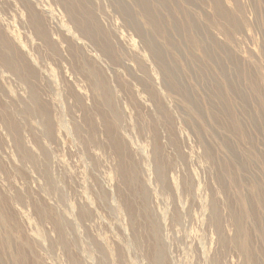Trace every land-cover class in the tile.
<instances>
[{
	"label": "rangeland",
	"instance_id": "1",
	"mask_svg": "<svg viewBox=\"0 0 264 264\" xmlns=\"http://www.w3.org/2000/svg\"><path fill=\"white\" fill-rule=\"evenodd\" d=\"M88 1L90 10L96 14L97 22L104 29L102 42L111 47L110 52L99 46L92 36L81 34L62 0H0V51L7 49V53L11 52L15 59L21 60L20 64L15 63L20 67L16 70L8 66L0 55V194L3 196L0 195V257L5 258V261L3 257L0 258V264H153L152 254L156 245L150 241L146 225L142 222V185L148 191L151 213L154 211L155 218L159 219L163 227L161 238L165 239L161 247L168 260L165 264H264V195L260 196L263 200L257 196L255 199L247 196L254 191L247 184L252 172L248 169L249 165L254 168L253 178L264 192V133L256 129L253 116L246 112L248 105L244 103L243 96L237 93L238 88L243 89L249 105L255 98L264 104V45H261L264 44V0H219L223 7L218 8L213 0H190V4L184 0H170L172 4L178 2L191 12L192 17L189 18L192 22L185 26L184 11L176 15L178 22L175 23L184 27V37L180 32L174 34L173 31H165L167 19L163 16L172 9L155 5L149 12H153L152 16L156 17L155 13L160 9L163 20L158 23L157 33H149L153 36L146 33L144 38H140L138 32L130 31L131 27L122 20L121 3L115 2L120 0ZM129 2L133 6H128L133 12L132 16L139 18L142 27L149 28L141 12L142 5L131 0ZM109 4L113 5L110 7ZM228 19L238 23L231 34H226L219 27L221 22ZM191 24L196 28H191ZM46 26L53 34L55 46L46 43L38 33L39 27ZM145 38L151 41L157 39L155 43L159 44L163 62L177 68L176 74H180L181 88L176 84L179 81L177 77L164 73L163 63L156 60L144 45ZM163 43L165 46L161 45ZM176 46L181 49L174 50ZM207 49L211 51L210 57L206 56V51V54L202 52ZM253 51H256L255 54ZM22 58L27 60L28 66L26 61L22 62ZM205 73L210 75L207 77ZM166 74L170 77H166ZM132 77H135L134 80ZM227 78L235 81L234 89L242 102L235 94H231L226 85ZM143 81L148 86L145 82L141 85ZM253 82L252 91L249 84ZM216 84H219L218 88L221 87L219 89L229 102L226 110L228 116L222 119V112L212 105V92L217 88ZM108 88L109 97L103 102L102 95ZM195 104L199 105L201 111L195 110ZM208 111H211L210 114ZM228 117L251 125V145L235 133L232 136L233 131L224 122ZM258 119L264 120V114L258 115ZM48 122L53 126L52 131L47 130ZM221 132L224 133L223 137L231 138L232 145L239 151V154L231 152L232 156L241 155L237 164L227 161L229 151L225 148V140L222 142L219 137ZM204 143L209 145V150L212 149L208 160L205 158V147L202 146ZM247 146L254 153L255 163L245 154ZM155 164L165 169V177L154 174ZM224 170L236 178L227 195L219 192L221 185L226 188L230 185L229 176ZM132 172L133 182L130 180ZM191 182H194L193 187ZM210 191L213 192L212 200ZM227 199L231 200L228 202ZM130 202L135 207L134 213L127 209ZM211 203L218 206L217 214L221 216L222 229H230L226 233L228 236H237V243L233 242L234 237L230 243H226L217 236L213 222L217 214L211 216ZM225 205H228L231 213ZM132 219L135 222L131 223ZM236 221L240 222L239 233L233 231ZM99 223L103 225L100 227ZM245 244L255 252L256 258L250 263L237 253L239 247L242 246L244 250L247 248Z\"/></svg>",
	"mask_w": 264,
	"mask_h": 264
},
{
	"label": "bare ground",
	"instance_id": "2",
	"mask_svg": "<svg viewBox=\"0 0 264 264\" xmlns=\"http://www.w3.org/2000/svg\"><path fill=\"white\" fill-rule=\"evenodd\" d=\"M63 2H62V4H64V6H66L67 8V10L69 11V13H70V16H71V18H72V20H73V22L75 23V25L77 26V28L80 30V32H81V34L82 35H87V36H92V38L94 39V40H97L98 41V44H99V46H101L104 50H106L107 52H110V51H112L111 50V47H109V46H107L106 44H104L102 41H103V37H104V35H105V33H104V29L102 28V26H101V24H100V22L98 23L97 22V20H98V17L96 16V14L94 13V12H92V10H90V8H89V1L88 0H62ZM108 1V0H107ZM131 1H133L134 3H138V4H140V5H142L141 7H142V13H144V15H143V18L145 19V21L148 23V25H149V28H144V27H142L141 26V24L139 23V21H138V17H136V18H134V16H132V14H133V12H132V10L130 9V8H128V6H132V3L131 2H129V0H120V1H115V2H117L116 4H118L119 2L121 3V6H120V10H121V13H122V15L124 16V19H122V20H124V22L128 25V26H130L131 28H130V31L131 30H134L135 32H138L137 34L138 35H141L140 36V38L142 37V38H144L145 36H146V33L147 34H149V33H152V31H156L157 30V27H158V23H161V21L163 20L162 18H161V16H162V14H161V12H159L160 11V9H159V11H158V9H157V12L155 13V15H156V17L155 16H152V13H150L149 11H150V9L152 8V7H154L155 5L156 6H163L164 8H169V9H172L171 11H169L168 13H167V15L166 16H163V17H165L164 19H167V25H165V31H173L174 32V34H175V32H180L181 33V36H183L184 34H185V30H184V27L182 26V25H178V24H176L178 21H177V14L179 13V12H182L183 13V11H184V19H185V23L183 24L184 26L185 25H189V23H191L192 22V20L189 18L191 15H190V11L187 9V7H181L179 4H178V2L175 4H172L171 3V1L170 0H131ZM154 1H156L155 3H153ZM184 1H187L189 4H190V0H184ZM183 1V2H184ZM195 1V0H194ZM211 1V0H210ZM215 3H216V8H218V7H223V6H220V2H219V0H213ZM254 1V0H253ZM93 2V1H92ZM192 2V1H191ZM213 2V3H214ZM29 3V2H28ZM100 3V2H99ZM107 3V2H106ZM105 3V4H106ZM110 3H112V2H110ZM194 3V2H193ZM192 3V4H193ZM137 4V5H138ZM187 4V3H186ZM229 4V3H228ZM31 5H32V3H31ZM113 4H111V6H112ZM188 5V4H187ZM93 6V5H92ZM106 6V5H105ZM109 6H110V4H109ZM110 6V7H111ZM191 6V5H190ZM32 7V6H31ZM109 7V8H110ZM133 7V6H132ZM140 7V6H139ZM109 8H108V10H109ZM157 8V7H156ZM164 8H162V9H164ZM95 9V8H94ZM112 9V8H111ZM116 9V8H115ZM114 9V10H115ZM196 9V8H195ZM198 9V8H197ZM222 9V8H221ZM200 10V9H199ZM219 10V9H218ZM111 11V10H110ZM168 11V10H167ZM166 11V12H167ZM116 12V11H115ZM113 13V12H112ZM222 13V12H221ZM229 13V12H228ZM227 13V14H228ZM117 14V13H116ZM17 15V14H16ZM39 14H37L36 16H38ZM135 15V14H134ZM138 15H139V13H138ZM154 15V14H153ZM161 15V16H160ZM207 16H208V14H207ZM206 16V17H207ZM223 16H225V15H223ZM139 17H140V15H139ZM192 17V16H191ZM257 17V16H256ZM262 17H264L263 15H262ZM115 18V17H114ZM121 18V17H120ZM119 18V19H120ZM138 18V19H137ZM195 18V17H194ZM198 18V17H197ZM200 18V17H199ZM220 18V17H219ZM229 18H231V17H229ZM162 19V20H161ZM193 19V18H192ZM209 19V18H208ZM207 19V20H208ZM1 20V19H0ZM121 20V19H120ZM121 20V21H122ZM200 20V19H199ZM210 20V19H209ZM215 20V19H214ZM237 20V19H236ZM264 20V19H263ZM117 22V21H116ZM176 22V23H175ZM211 22V21H210ZM124 23V24H125ZM165 23V22H164ZM201 23V22H200ZM122 24H123V22H122ZM123 24V25H124ZM237 24L238 23H236L234 20H232V19H228V20H225V22H221L220 24H219V27H220V30L221 31H223V32H225L226 34H231V32L232 31H234L235 29H236V26H237ZM254 24V23H253ZM264 24V23H263ZM196 25H198L197 23H196ZM206 25V24H205ZM257 25V24H256ZM255 25V26H256ZM179 26V27H178ZM208 26V25H207ZM5 27V26H4ZM116 27V26H115ZM190 27L191 28H193V29H195L196 27H195V25L194 24H191L190 25ZM199 27V26H198ZM202 28V27H201ZM244 28V27H243ZM249 28V27H248ZM262 28V27H261ZM6 29V28H5ZM143 29V30H142ZM199 30V29H198ZM201 30V29H200ZM205 30V29H204ZM168 31V32H169ZM188 31V30H187ZM194 32V31H193ZM202 32V31H201ZM215 32V31H214ZM236 32V31H235ZM237 32H239V29H237ZM236 32V33H237ZM39 35L42 37V39L43 40H45V42L46 43H48V44H50V45H52V46H55L56 44H55V42H52V35H51V33H50V29H49V27L48 26H46V28L45 27H39ZM124 33V32H123ZM156 33H157V31H156ZM172 33V32H171ZM132 34V33H131ZM178 34V33H177ZM176 34V35H177ZM133 35V34H132ZM149 35H152V34H149ZM200 35V34H199ZM209 35V34H208ZM257 35V34H256ZM127 36V35H126ZM153 36V35H152ZM263 36V35H262ZM125 37V36H124ZM133 37V36H132ZM168 37V36H167ZM184 37V36H183ZM202 37H203V35H202ZM216 37V36H215ZM258 37V36H257ZM149 38V37H148ZM154 38V37H153ZM157 38V37H156ZM198 38H200V37H198ZM197 38V39H198ZM262 38V37H261ZM133 39V38H132ZM184 39V38H183ZM145 41H143L144 42V45L149 49V51L151 52V54L153 55V57L154 58H156V60L158 59V60H160L161 61V64L163 63V67H164V70L163 71H165L164 73H167V74H170L171 76H173L174 78L175 77H177L176 78V80H179V81H177L176 82V84H177V86H178V88H181L182 86H181V79H180V74H176L177 73V71L178 70H176L174 67H169L168 66V64L167 63H165V62H163V56H162V53L160 52V47L158 46L159 44H157V43H155V41L157 40V39H155V41H151L150 39H144ZM171 40V39H170ZM257 40H260V39H257ZM132 41H134V40H132ZM138 41V40H137ZM136 41V42H137ZM167 41V40H166ZM169 41V40H168ZM185 41V40H184ZM207 41H209V40H207ZM21 42V41H20ZM172 42V41H171ZM170 42V43H171ZM235 42V41H234ZM260 42H262V41H260ZM0 43H1V41H0ZM130 43H131V41H130ZM140 43V42H139ZM185 43V42H184ZM264 43V42H263ZM134 44V43H133ZM141 44V43H140ZM167 44H169V43H167ZM174 44V43H173ZM261 44V43H260ZM16 45V44H15ZM135 45V44H134ZM162 46L164 45V43L163 44H161ZM160 45V46H161ZM186 45V44H185ZM185 45H184V47H185ZM254 45V44H253ZM261 45H264V44H261ZM98 46V45H97ZM126 46V45H125ZM137 46V45H136ZM140 46H143V45H140ZM165 46V45H164ZM173 46V45H172ZM205 46L206 45H204L203 47H204V49H205ZM16 47V46H15ZM119 47V46H118ZM138 47V46H137ZM181 47V46H180ZM230 47V46H229ZM228 47V48H229ZM143 48V47H142ZM177 48V46L176 47H174L173 49L175 50ZM194 48V47H193ZM78 49V48H77ZM124 49V48H123ZM139 49V48H138ZM162 49V48H161ZM167 49V48H166ZM180 50L181 48H179V46H178V48H177V50ZM187 49V48H186ZM195 49V48H194ZM264 49V48H263ZM50 50V49H49ZM147 50V49H146ZM164 50H165V48H164ZM217 50V49H216ZM219 50V49H218ZM156 51H159V52H156ZM188 51V50H187ZM189 51H190V49H189ZM191 51H193L192 50V48H191ZM205 51L207 52V54L205 53ZM8 51H7V49H2V51H0V55H1V57H2V59L7 63V65L8 66H13V68L14 69H16V70H18L20 67H19V65H15V63H17V64H20L19 62H21V60L19 59V58H17V59H15L12 55H11V52L10 53H7ZM51 52V51H50ZM57 52V51H56ZM166 52V51H165ZM194 52V51H193ZM203 53H205L206 54V56H209L210 57V55H211V51L209 50V49H207V50H203L202 51ZM212 52H213V49H212ZM221 52V51H220ZM231 53H232V51H230ZM254 52V51H253ZM256 52V51H255ZM255 52H254V54H255ZM126 53V52H125ZM146 53V52H145ZM28 54V53H27ZM51 54H52V52H51ZM148 54V53H147ZM183 54V53H182ZM222 54H223V52H222ZM253 54V53H252ZM254 54H253V56H254ZM263 54V53H262ZM145 55V54H144ZM131 56V55H130ZM129 56V57H130ZM146 56V55H145ZM148 56V55H147ZM146 56V57H147ZM150 57V56H149ZM170 57V56H169ZM234 57V56H233ZM255 57V56H254ZM53 58V57H52ZM94 58V57H93ZM148 58V57H147ZM190 58V57H189ZM192 58V57H191ZM208 58V57H207ZM23 60H24V58H22ZM85 59V58H84ZM73 60V59H72ZM149 60V59H148ZM193 60V59H192ZM3 61V62H4ZM26 61V62H25ZM124 61V60H123ZM159 61V62H160ZM174 61V60H173ZM178 61V60H177ZM202 61V60H201ZM22 62H25L26 63V65L28 66V63H27V60L25 59L24 61H22ZM55 62V61H54ZM99 62V61H98ZM125 62V61H124ZM150 62V61H149ZM152 62H154V60L152 61ZM169 62V61H168ZM176 62V61H175ZM196 62V61H195ZM65 63V62H64ZM76 63V62H75ZM129 63V62H128ZM185 63V62H184ZM197 63V62H196ZM207 63V62H206ZM229 63V62H228ZM237 63V62H236ZM5 64V63H4ZM58 64V63H57ZM100 64V63H99ZM74 65V64H73ZM131 65H133V64H131ZM152 65V64H151ZM179 65V64H178ZM186 65H188V64H186ZM216 65V64H215ZM227 63H226V65H225V67H226V69H227ZM21 66V65H20ZM52 66V65H51ZM77 66V65H76ZM127 66V65H126ZM137 66V65H136ZM156 66H158V65H156ZM161 66V65H160ZM83 67V66H82ZM91 67V66H90ZM175 67H177V66H175ZM86 68V67H85ZM126 68V67H125ZM151 68V67H150ZM154 68V67H153ZM196 68V67H195ZM240 68V67H239ZM251 68V67H250ZM131 69V66H130V68L128 69V70H130ZM132 69H134V68H132ZM156 69H157V67H156ZM181 69V68H180ZM197 69V68H196ZM233 69V68H232ZM246 69V68H245ZM78 70V69H77ZM159 70V69H158ZM161 70V69H160ZM182 70V69H181ZM189 70V69H188ZM195 70V69H194ZM231 70V69H230ZM252 70V69H251ZM28 71H30V70H28ZM81 71V70H80ZM132 71H134V70H132ZM154 71V70H153ZM162 71V70H161ZM212 71H213V69H212ZM239 71V70H238ZM135 72V71H134ZM79 73V72H78ZM129 73H131L130 71H129ZM159 73H161V72H159ZM201 73V72H200ZM227 73V72H226ZM241 73V71L239 72V74ZM246 73H248V72H246ZM253 73V72H252ZM32 74H34V73H32ZM134 74V73H133ZM132 74V75H133ZM136 74H137V72H136ZM152 74H154L153 72H152ZM163 74V73H162ZM165 75L166 77L168 76V77H170L169 75ZM225 74V73H224ZM223 73H222V75H224ZM230 74V73H229ZM27 75V74H26ZM25 75V76H26ZM184 75V74H183ZM200 75V74H199ZM205 75L208 77L209 75H207V73H205ZM216 75V74H215ZM252 75V74H251ZM134 76V75H133ZM137 75H135V77H136ZM154 76V75H153ZM164 76V75H163ZM204 76V75H203ZM202 76V77H203ZM217 76V75H216ZM225 76V75H224ZM239 76V75H238ZM247 76V75H246ZM253 76V75H252ZM7 77V76H6ZM135 77H132L133 78V80H134V78ZM188 77V76H187ZM195 77V76H194ZM197 77V76H196ZM201 77V76H200ZM229 77V76H228ZM20 78V77H19ZM137 78V77H136ZM141 78V77H140ZM139 78V79H140ZM225 78V77H224ZM239 78V77H238ZM248 78V77H247ZM3 79V78H2ZM142 79V78H141ZM165 79V78H164ZM198 79V78H197ZM208 79V78H207ZM209 79L211 80V81H213L212 80V78H210L209 77ZM208 79V80H209ZM240 79V78H239ZM108 80V79H107ZM158 80V79H157ZM161 80H162V78H161ZM225 80V79H224ZM236 80V79H235ZM249 80V79H248ZM256 80V79H255ZM9 81V80H8ZM142 81V80H141ZM250 81V80H249ZM254 81V80H253ZM258 81V80H257ZM256 81V82H257ZM3 82H4V80H3ZM49 82V81H48ZM145 82V84H146V81H143L142 82V84L141 85H143V83ZM157 82V81H156ZM175 82V81H174ZM207 82V81H206ZM238 82V81H237ZM240 82V81H239ZM95 83V82H94ZM140 83V82H139ZM161 83H164V82H162L161 81ZM167 83H169V82H167ZM210 83V82H209ZM258 83V82H257ZM13 84V83H12ZM111 84V83H110ZM144 84V85H145ZM165 84V83H164ZM172 84V83H171ZM196 84V83H195ZM213 84V83H212ZM248 84V83H247ZM253 84H254V82L252 83V84H249V86H250V89L253 91ZM11 85V84H10ZM62 85V84H61ZM119 85V84H118ZM147 85V84H146ZM146 85H145V87H146ZM214 85V84H213ZM217 85V84H216ZM215 85V86H216ZM219 85V84H218ZM218 85H217V88H215V91H214V93L212 92V95H213V107L214 108H216L217 109V111L218 112H222V115H221V119H222V117L223 116H228L227 114H226V110H228V107H229V102L227 101V98L222 94V90H220L221 89V87H219L218 88ZM226 85L228 86V88L230 89V91H231V94L233 93V94H235L237 97H239L240 98V96L238 95V94H240V95H242L243 96V101H244V103L245 104H247L248 105V107L247 108H245L246 109V112H248L249 113V115L251 114L252 116H253V121H254V123H255V126H256V129L257 130H259V131H261V132H263L264 133V120L263 119H258V115H263L264 114V104L259 100V102H257V100H256V98H255V101L252 103H250V105H249V103H248V99L246 98V97H244V90L243 89H237L238 90V94L236 93V91L237 90H235L234 89V86H235V81H232L230 78H227L226 79ZM17 86V85H16ZM96 86V85H95ZM102 87H104V88H107V87H105L104 85H101ZM148 86V85H147ZM160 86V85H159ZM158 86V87H159ZM171 86V85H170ZM174 86V85H173ZM204 86V85H203ZM202 86V87H203ZM247 86V85H246ZM260 86V85H259ZM258 86V87H259ZM262 86V85H261ZM7 87V86H6ZM9 87V86H8ZM192 87V86H191ZM206 87H208V86H206ZM210 88H211V86H209ZM242 87V86H241ZM35 88V87H34ZM65 88V87H64ZM148 87H146V89H147ZM170 88V87H169ZM173 88V87H172ZM189 88H190V86H189ZM193 88V87H192ZM205 88V87H204ZM203 88V89H204ZM223 88V87H222ZM243 88V87H242ZM248 88V87H247ZM9 89V88H8ZM154 89V88H153ZM202 89V88H201ZM200 89V90H201ZM228 89V90H229ZM257 89V88H256ZM49 90V89H48ZM112 90V89H111ZM147 90H149V89H147ZM171 90V89H170ZM183 90V89H182ZM186 90V89H185ZM208 90V89H207ZM249 90V89H248ZM36 91V90H35ZM66 91V90H65ZM12 92H14V91H12ZM146 92V91H145ZM250 92V91H249ZM21 93V92H20ZM147 93H148V91H147ZM192 93V92H191ZM210 93V92H209ZM225 93V92H224ZM251 93V92H250ZM253 93V92H252ZM255 93V92H254ZM109 88L106 90V93L104 92L103 93V97H102V99H103V102H106V99H107V97H109ZM155 94V93H154ZM181 94H183V93H181ZM187 95H189L188 93H186ZM197 94V93H196ZM16 95V94H15ZM113 95V94H112ZM165 95V94H164ZM256 95V94H255ZM29 96V95H28ZM31 96H32V94H31ZM152 97L154 96V95H151ZM196 96V95H195ZM206 97H207V95H205ZM204 96V97H205ZM232 96V95H231ZM246 96L248 97V98H250V95L248 94V93H246ZM38 97V96H37ZM155 97V96H154ZM191 97V96H190ZM236 97V98H237ZM22 99V98H21ZM52 99V98H51ZM117 99V98H116ZM200 99V98H199ZM186 100V99H185ZM212 100H209V101H212ZM239 100H241V102H242V99L240 98ZM68 101V100H67ZM164 101V100H163ZM196 101H197V99H196ZM201 101V100H200ZM25 102V101H24ZM49 102V101H48ZM185 102H187V101H185ZM207 102V101H206ZM53 103H55V102H53ZM163 103V102H162ZM169 103V102H168ZM207 103H209V102H207ZM206 103V104H207ZM238 103H240V102H238ZM30 104V103H29ZM56 104V103H55ZM192 104V103H191ZM194 104V103H193ZM192 104V105H193ZM192 105H190V106H192ZM208 105V104H207ZM235 105V104H234ZM238 105V104H237ZM246 105V106H247ZM27 106V105H26ZM43 106V105H42ZM85 106V105H84ZM195 106H196V108H195V110H198V111H201L199 108H198V106L195 104ZM201 106H203V105H201ZM245 106V107H246ZM39 107V106H38ZM92 107V106H91ZM204 107V106H203ZM208 107V106H207ZM73 108V107H72ZM81 108V107H80ZM95 108V107H94ZM117 108V107H116ZM172 108V107H171ZM213 108V109H214ZM41 109V108H40ZM181 109V108H180ZM209 109V108H208ZM215 109V110H216ZM28 110V109H27ZM42 110L43 111H47V110H45L44 108H42ZM71 110V109H70ZM101 110V109H100ZM161 110V109H160ZM210 110V109H209ZM49 111V110H48ZM175 111V110H174ZM50 112V111H49ZM209 112V111H208ZM211 112V111H210ZM210 112H209V114H210ZM227 112H229V111H227ZM245 112V111H244ZM243 112V113H244ZM35 113V112H34ZM103 113V112H102ZM105 113V112H104ZM181 113H182V111H181ZM198 113V112H197ZM206 113V112H205ZM240 113V112H239ZM29 114V113H28ZM74 114V113H73ZM89 114V113H88ZM176 114V113H175ZM199 114V113H198ZM217 113H215V115H216ZM245 114V113H244ZM55 115V114H54ZM188 115H191V114H188ZM199 115H201V113L199 114ZM219 115V114H218ZM154 116V115H153ZM183 116V115H182ZM186 116V115H185ZM202 116V115H201ZM239 116V115H238ZM110 117V116H109ZM176 117V116H175ZM190 117V116H189ZM193 117V116H192ZM215 117V116H214ZM262 117V116H261ZM8 118V117H7ZM97 118V117H96ZM201 118V117H200ZM205 118V117H204ZM242 118V117H241ZM56 119V118H55ZM54 119V120H55ZM179 119V118H178ZM194 119V118H193ZM202 119V118H201ZM208 119V118H207ZM244 119H246V118H244ZM140 120V119H139ZM166 120V119H165ZM203 120V119H202ZM213 120V119H212ZM224 120V119H223ZM252 120V119H251ZM167 121V120H166ZM217 121V120H216ZM250 121V120H249ZM35 122V121H34ZM59 122V121H58ZM152 122V121H151ZM168 122V121H167ZM206 122V121H205ZM209 122V121H208ZM207 122V123H208ZM214 122V121H213ZM220 122V121H219ZM225 123H227V127L229 126V129L231 130V132H232V136L233 135H237V137H239V138H241L242 140H244V141H246L248 144H250L251 145V143H252V140H251V136L252 135H250V132L249 131H251V125L250 124H246L245 122V126L243 125L244 123H240V121L239 120H236V119H234V118H232V117H228V118H226V121H224ZM246 122H247V120H246ZM169 123V122H168ZM184 123H185V121H184ZM196 123V122H195ZM215 123V122H214ZM18 124V123H17ZM36 124V123H35ZM210 124V123H209ZM112 125H113V123H112ZM151 125V124H150ZM190 125V124H189ZM188 125V126H189ZM195 125V124H194ZM211 125V124H210ZM20 126V125H19ZM187 126V125H186ZM216 126L217 127H219L220 125L218 124H216ZM37 127V126H36ZM171 127H173V126H171ZM176 127V126H175ZM178 127V126H177ZM198 127V126H197ZM200 127V126H199ZM212 127V126H211ZM16 128V127H15ZM190 128H192L191 126H190ZM195 128H196V125H195ZM220 128V127H219ZM221 128H222V122H221ZM220 128V129H221ZM226 128V127H225ZM37 129H39V128H37ZM159 129V128H158ZM214 129V128H213ZM227 129V128H226ZM17 130V129H16ZM47 130L49 131H52L53 130V126H52V124H51V122H48V126H47ZM86 130V129H85ZM90 130V129H89ZM94 130V129H93ZM198 130V129H197ZM196 130V131H197ZM208 130V129H207ZM209 130H211V129H209ZM40 131V130H39ZM47 131V132H48ZM122 131V130H121ZM184 131V130H183ZM191 130H189V132H190ZM227 131H229V130H227ZM147 132V131H146ZM179 132V131H178ZM193 132V131H192ZM201 131H199V133H200ZM218 132V131H217ZM18 133V132H17ZM48 133H51V132H48ZM59 133V132H58ZM229 133V132H228ZM235 133V134H234ZM141 134V133H140ZM156 134V133H155ZM183 134H184V136L186 135L185 134V131L183 132ZM191 134V133H190ZM189 134V135H190ZM202 134V133H201ZM200 134V135H201ZM214 134H215V132H214ZM224 133H220L219 134V137H220V139H221V141L223 142L224 140H225V143H226V145L227 146H225V148L229 151V158L227 159V161H229V163L230 164H237L238 162H239V159H241L242 157H241V155H239V156H232L231 155V152H236V153H238L239 154V151L237 150V149H235V147L232 145V143H231V138H228V137H223L224 135H223ZM226 134V133H225ZM259 134V133H258ZM60 135V134H59ZM105 135V134H104ZM112 135V134H111ZM114 135V134H113ZM180 135V134H179ZM194 135V134H193ZM203 135V134H202ZM205 135V134H204ZM261 135H263V134H261ZM61 136V135H60ZM117 136V135H116ZM147 136V135H146ZM215 136V135H214ZM62 137V136H61ZM96 137V136H95ZM112 137V136H111ZM189 137V136H188ZM191 137H195L196 138V136H191ZM217 137V136H216ZM231 137V136H230ZM254 137H256L255 135H254ZM263 137V136H262ZM102 138V137H101ZM218 138V137H217ZM253 138V137H252ZM264 138V137H263ZM263 138H261V139H263ZM112 139V138H111ZM125 139V138H124ZM146 139V138H145ZM182 139H184V138H182ZM187 139H189V138H187ZM236 139H238V138H236ZM50 140V139H49ZM48 140V141H49ZM62 140V139H61ZM98 140V139H97ZM119 140V139H118ZM123 140V139H122ZM152 140V139H151ZM180 140V139H179ZM197 140V139H196ZM254 140V139H253ZM150 141V140H149ZM188 141V140H187ZM217 141H219V140H217ZM233 141H234V139H233ZM151 142V141H150ZM186 142V141H185ZM205 142V141H204ZM207 142V141H206ZM221 142V143H222ZM254 142H255V140H254ZM64 143V142H63ZM240 143V142H239ZM242 143V142H241ZM259 143V142H258ZM263 143V142H262ZM73 144V143H72ZM47 145V144H46ZM65 145V144H64ZM176 145V144H175ZM181 145H182V143H181ZM198 145V144H197ZM236 145V144H235ZM45 146V145H44ZM187 146H188V144H187ZM195 146V145H194ZM203 147H205V152H206V154H205V158L208 160L209 159V157H210V155H211V150H209V145L207 146L206 145V143H204L203 145H202ZM222 146H223V144H222ZM48 147V146H47ZM62 147V146H61ZM156 147V146H155ZM182 147V146H181ZM197 147V146H196ZM211 147V146H210ZM224 147V146H223ZM91 149V148H90ZM93 149V148H92ZM122 149V148H121ZM178 149V148H177ZM190 149V148H189ZM262 149H263V146H262ZM63 150V149H62ZM203 150V149H202ZM226 150V151H227ZM245 150V149H244ZM61 151V150H60ZM65 151V150H64ZM152 151V150H151ZM189 151H191V150H189ZM246 152L247 153H245V154H247V155H249L250 157H251V159H252V161H254V163H255V158H254V156L252 155V154H254L253 153V151H252V149H251V147L249 146H247L246 147ZM263 152V151H262ZM39 153V152H38ZM94 153H95V151H94ZM99 153H100V151H99ZM241 153H243V152H241ZM95 154H97V152L95 153ZM127 155V154H126ZM202 155V154H201ZM30 156V155H29ZM46 156V155H45ZM65 156V155H64ZM225 156V155H224ZM57 157H60V156H57ZM128 157V156H127ZM191 157V156H190ZM228 157V156H227ZM226 157V158H227ZM247 157V156H246ZM115 158V157H114ZM133 158V157H132ZM183 158V157H182ZM214 158V157H213ZM212 158V159H213ZM216 158V157H215ZM220 158V157H219ZM30 159V158H29ZM39 159V158H38ZM63 159V158H62ZM65 159V158H64ZM116 159V158H115ZM144 159V158H143ZM146 159V158H145ZM144 159V160H145ZM184 159H185V157H184ZM184 159H183V161H184ZM192 159V158H191ZM247 159V158H246ZM250 159V160H251ZM264 159V158H263ZM27 160V159H26ZM66 160V159H65ZM64 160V161H65ZM143 160V161H144ZM156 160V159H155ZM214 160V159H213ZM113 161V160H112ZM115 161H117V160H115ZM150 160H148V162H149ZM201 161H203V159L201 160ZM217 161V160H216ZM222 162H223V160H221ZM248 161V160H247ZM10 162H11V160H10ZM41 162V161H40ZM66 162V161H65ZM68 162V161H67ZM82 162V161H81ZM130 162V161H129ZM162 162V161H161ZM91 163V162H90ZM144 163V162H143ZM150 164H151V162H149ZM159 163H160V161H159ZM165 163V162H164ZM185 163H187L186 161H185ZM224 163V162H223ZM229 163H226V164H229ZM250 164V163H249ZM248 164V165H249ZM62 165V164H61ZM68 165V164H67ZM219 165V164H218ZM217 165V166H218ZM253 165V164H252ZM30 166V165H29ZM64 166V165H63ZM69 166V165H68ZM143 166V165H142ZM256 166V165H255ZM264 166V165H263ZM111 167V166H110ZM122 167V166H121ZM132 167V166H131ZM130 167V168H131ZM146 167V166H145ZM68 168V167H67ZM72 168H73V166H72ZM133 168V167H132ZM151 168V167H150ZM218 168V167H217ZM259 168V167H258ZM64 169V168H63ZM219 169V168H218ZM248 169L250 170V171H252L251 172V176H248V178H247V184L249 185V187H252L253 189H254V191L253 192H249L250 194H248L247 196L249 197V198H251L252 199V197L254 198L255 196H257L258 197V199H262V198H260V196H263L264 195V192L262 191V189H261V187H260V185L259 184H257L258 182H257V180H255L253 177H255L254 175H255V171H254V168L252 167V166H248ZM56 170V169H55ZM54 169H53V171H55ZM69 171H70V169H68ZM102 170V169H101ZM214 170V169H213ZM216 170V169H215ZM223 170V169H222ZM31 171V170H30ZM69 171H67V172H69ZM104 170H102V172H103ZM149 171V170H148ZM217 171V170H216ZM72 172V171H71ZM110 172H112V171H110ZM150 172V174H152V172L151 171H149ZM213 172V171H212ZM223 172H225V173H227V170H224ZM48 173V172H47ZM123 173V172H122ZM146 173H147V171H146ZM217 173V172H216ZM221 173V172H220ZM43 174V173H42ZM51 174H52V172H51ZM69 174V173H68ZM82 174H84V173H82ZM125 174V173H124ZM154 174H156V176L158 175V176H160L161 178H163V177H165L166 176V174H165V169L164 168H161V165H159V164H155V171H154ZM128 175V174H127ZM220 175H222V174H220ZM227 175L229 176V178H228V180L230 181V185L229 186H227V188L225 187V186H223V185H221L220 186V191L219 192H221L222 193V195L223 194H225V195H227L228 194V192H229V190H230V187H232L233 186V183L236 181V178H234L232 175L233 174H231V172L229 173H227ZM231 175V176H230ZM1 176V175H0ZM39 176V175H38ZM84 176V175H83ZM132 176H134V172H132L131 173V176H130V180H131V182H133L134 180H132L133 178H132ZM155 176V175H154ZM52 177V176H51ZM57 177V176H56ZM85 177H86V175H85ZM85 177H82L83 179L85 178ZM110 177V176H109ZM121 177V176H120ZM189 177V176H188ZM187 177V178H188ZM209 177V176H208ZM213 177H216V176H213ZM218 177V176H217ZM225 177V176H224ZM12 178V177H11ZM113 178V177H112ZM151 178V177H150ZM192 178V177H191ZM222 178H223V176H222ZM109 179V178H108ZM210 179V178H209ZM112 180V179H111ZM126 180V179H125ZM150 180H152V179H150ZM193 180V179H192ZM211 180V179H210ZM219 180V179H218ZM225 180V179H224ZM11 181V180H10ZM140 181V180H139ZM161 181V180H160ZM214 181H216V179L214 180ZM83 182V181H82ZM257 182V183H256ZM79 183V182H78ZM81 183V182H80ZM88 183V182H87ZM122 183H123V181H122ZM153 183V182H152ZM190 183V182H189ZM58 184V183H57ZM82 184V183H81ZM89 184V183H88ZM129 184V183H128ZM154 184V183H153ZM211 184V183H210ZM215 184H216V182H215ZM84 185H86V184H84ZM150 185V184H149ZM192 187L194 186V182H191V184H190ZM259 185V186H258ZM9 186V185H8ZM74 186V185H73ZM153 186V185H152ZM212 186V185H211ZM75 187V186H74ZM83 187V186H82ZM85 187V186H84ZM142 188H141V191H142V193H143V195L142 196H144V203H143V208H142V212H143V218H144V220H142V222L146 225V228H147V234H148V236L150 237V241L152 242V243H155V245H156V250H155V252L152 254V261H151V259H149V261H151L153 264H165V262H167L168 260L165 258V256H164V254H163V252H164V250H163V252H162V247H161V244H162V240L163 239H165V238H161V230H162V224H161V222L159 221V219H157V218H155V216H154V211L151 213V210H150V208H149V206H150V204H148V203H150V199H149V196H148V191H147V189H146V187H145V185H142L141 186ZM206 187V186H205ZM169 188H170V186H169ZM217 188V187H216ZM226 188V189H225ZM78 190L80 189V188H77ZM88 189V188H87ZM193 189V188H192ZM207 189V188H206ZM218 189V188H217ZM155 190V189H154ZM157 190V189H156ZM166 190H168V189H166ZM209 190V189H208ZM213 190V189H212ZM13 191H15V190H13ZM201 191H203L202 189H201ZM83 192V191H82ZM200 192V191H199ZM211 192V191H210ZM12 193V192H11ZM15 193V192H14ZM20 194H21V192H19ZM23 193V192H22ZM89 193V192H88ZM162 193V192H161ZM173 193V192H172ZM201 193V192H200ZM199 193V194H200ZM207 193V192H206ZM212 193L213 192H211L210 193V196H211V200H212ZM13 194V193H12ZM19 194V195H20ZM140 194V193H139ZM159 194V193H158ZM1 195V194H0ZM4 195H6V194H4ZM19 195H17V196H19ZM80 195V194H79ZM82 195V194H81ZM156 195H157V192H156ZM229 195H230V193H229ZM228 195V196H229ZM253 195V196H252ZM2 196V195H1ZM54 196V195H53ZM78 196V195H77ZM84 196V195H83ZM137 196V195H136ZM196 196H197V194H196ZM207 196V195H206ZM3 197V196H2ZM6 197V196H5ZM11 197H12V195H11ZM29 197V196H28ZM89 197H90V195H89ZM236 197V196H235ZM20 198V197H19ZM18 197H17V199H19ZM87 198V197H86ZM91 198V197H90ZM204 198V197H203ZM225 198V197H224ZM226 198H227V196H226ZM28 199V198H27ZM57 199V198H56ZM80 199V198H79ZM85 199V198H84ZM165 199V198H164ZM207 199V198H206ZM251 199H249V201H250V203H251ZM255 199V198H254ZM264 199V198H263ZM262 199V200H263ZM23 200L24 199H22V202H23ZM53 200V199H52ZM87 200V199H86ZM94 200V199H93ZM100 200V199H99ZM111 200V199H110ZM141 200H142V198H141ZM228 200V199H227ZM226 200V201H227ZM229 200H231V199H229ZM229 200H228V202H229ZM261 200V201H262ZM87 201H91V199L90 200H87ZM152 201V200H151ZM219 201V200H218ZM248 201V200H247ZM248 201V202H249ZM17 202V201H16ZM15 202V203H16ZM58 202V201H57ZM56 202V203H57ZM91 202H93V201H91ZM221 202V201H220ZM219 202V203H220ZM27 203V202H26ZM50 203H51V201H50ZM95 203V202H94ZM107 203V202H106ZM218 203V204H219ZM23 204V203H22ZM28 204V203H27ZM34 204V203H33ZM88 204V203H87ZM202 204V203H201ZM204 204H206L207 205V202L205 201L204 202ZM247 204V203H246ZM253 204V203H252ZM25 205V204H24ZM52 205V204H51ZM50 205V206H51ZM90 205V204H89ZM139 205V204H138ZM14 206H16V205H14ZM29 206V205H28ZM59 206V205H58ZM83 206V205H82ZM88 206V205H87ZM93 206V205H92ZM136 206V205H135ZM200 206V205H199ZM250 205H248V207H249ZM263 206H264V203H263ZM60 207V206H59ZM84 207V206H83ZM121 207V206H120ZM202 207V206H201ZM209 207V206H208ZM217 207L218 206H216L215 204H213V203H211V216H213L214 215V213H216L217 214ZM219 207H220V205H219ZM37 208V207H36ZM47 208V207H46ZM55 208H58V207H55ZM199 208V207H198ZM225 208H226V210H228V212L229 213H231V210L228 208V205H225ZM250 208V207H249ZM252 208V207H251ZM254 208V207H253ZM52 209V208H51ZM64 209V208H63ZM94 209V208H93ZM121 209V208H120ZM127 209H128V211L129 212H132V213H134V210H135V207H134V205H133V203L132 202H130L129 204H127ZM202 209V208H201ZM205 209H207V208H205ZM210 209V208H209ZM208 209V210H209ZM87 210V209H86ZM203 210V209H202ZM201 210V211H202ZM15 211H16V209H15ZM57 211V210H56ZM108 211V210H107ZM200 211V210H199ZM251 210L249 209V212H250ZM48 212H49V210H48ZM48 212H46L47 213V215H48ZM204 212V211H203ZM210 212V211H209ZM254 212V211H253ZM39 213V212H38ZM41 213H42V211H41ZM59 213V212H58ZM61 213V212H60ZM99 213V212H98ZM205 213V212H204ZM252 213V212H251ZM251 213L249 214V215H251ZM1 215H2V213H0ZM54 214V213H53ZM88 214V213H87ZM90 214V213H89ZM97 214V213H96ZM95 214V215H96ZM101 214V213H100ZM160 214V213H159ZM158 214V215H159ZM16 215H18V214H16ZM72 215V214H71ZM102 215V214H101ZM123 215V214H122ZM208 215V214H207ZM63 216V215H62ZM92 216V215H91ZM97 216V215H96ZM160 216H161V214H160ZM202 216V215H201ZM204 216V215H203ZM257 216V215H256ZM47 217V216H46ZM68 217V216H67ZM125 217V216H124ZM219 217H221V216H218V214H217V216L213 219V222H214V227L216 228V234H217V236L219 235L220 236V240L221 241H224V242H226V243H230L231 242V240L232 239H234L233 240V242L234 243H237V236L236 237H234L231 233V235L230 236H228V234L226 233V230H227V232H229L230 231V229H222V225H221V222H220V220H219ZM255 217V216H254ZM263 217V216H262ZM87 218V217H86ZM96 218H98V217H96ZM96 218H95V220H96ZM129 218V217H128ZM136 218V217H135ZM204 218V217H203ZM253 218V217H252ZM264 218V217H263ZM43 219V218H42ZM76 219V218H75ZM79 219V218H78ZM99 219V218H98ZM222 219V218H221ZM262 219V218H261ZM62 220H64V219H62ZM66 220V219H65ZM80 220V219H79ZM162 220H163V218H162ZM254 220H256V219H254ZM67 221V220H66ZM75 221V220H74ZM91 221V220H90ZM99 221V220H98ZM103 221V220H102ZM166 221V220H165ZM251 221H252V219H251ZM258 221V220H257ZM264 220H262V222H263ZM42 222V221H41ZM44 222V221H43ZM80 222V221H79ZM133 222H135L134 221V219H132L131 220V223H133ZM141 222V223H142ZM253 222V221H252ZM53 223V222H52ZM64 223V222H63ZM93 223V222H92ZM238 223H239V225H240V222L238 221ZM238 223H237V221H236V224H235V229L233 230L234 231V233H236V230H237V232L239 233V231H240V227H239V225H238ZM248 223V222H247ZM46 224V223H45ZM108 224V223H107ZM255 224H258L257 222H255ZM61 225V224H60ZM77 225V224H76ZM75 225V226H76ZM81 225V224H80ZM99 225H100V223H99ZM101 225H103V223L101 224ZM101 225H100V227H101ZM106 225V224H105ZM233 225H234V222H233ZM49 226V225H48ZM62 226H64V224L62 225ZM73 226V225H72ZM170 226V225H169ZM250 226V225H249ZM254 226V225H253ZM65 227H67L66 225H65ZM65 227H63V228H65ZM69 227V226H68ZM166 227V226H165ZM258 227V226H257ZM259 227H261V226H259ZM71 228H73V227H71ZM80 228V227H79ZM81 228H84V227H81ZM256 228V227H255ZM73 229H75V228H73ZM95 229V228H94ZM101 229V228H100ZM0 230H1V228H0ZM58 230V229H57ZM76 230V229H75ZM81 230V229H80ZM96 230V229H95ZM167 230V229H166ZM261 230V229H260ZM2 231V230H1ZM32 231V230H31ZM65 231V230H64ZM74 231V230H73ZM72 231V232H73ZM101 231H102V229H101ZM104 231V230H103ZM10 232V231H9ZM68 233H70L69 231H67ZM98 232H99V229H98ZM97 232V233H98ZM109 232V231H108ZM165 232V231H164ZM258 232H260L259 230H258ZM263 231H261V233H262ZM1 233H3V232H1ZM63 233V232H62ZM75 234H76V232H74ZM94 233H95V231H94ZM171 233H173V232H171ZM233 233V234H234ZM9 234V233H8ZM38 234V233H37ZM73 234V233H72ZM82 234V233H81ZM99 234V233H98ZM252 234V233H251ZM2 235H4V233L2 234ZM11 235V234H10ZM100 235V234H99ZM98 235V236H99ZM108 235V234H107ZM103 236H105V234H103ZM250 236V235H249ZM3 237V236H2ZM74 237V236H73ZM72 237V238H73ZM81 237H82V235H81ZM102 237V236H101ZM100 237V238H101ZM108 237V236H107ZM139 237H140V235H139ZM142 237V236H141ZM145 237V236H144ZM234 237V238H233ZM10 238V237H9ZM80 238V237H79ZM104 238V237H103ZM3 239H4V237H3ZM57 239H59V238H57ZM74 239V238H73ZM84 239V238H83ZM87 239V238H86ZM85 239V240H86ZM99 239V238H98ZM130 239V238H129ZM206 239H207V237H206ZM205 239V240H206ZM251 239V238H250ZM1 240V239H0ZM77 240V239H76ZM75 240V241H76ZM80 240H82V239H80ZM92 240V239H91ZM100 240V239H99ZM104 240V239H103ZM139 240V239H138ZM55 241V240H54ZM75 241H74V244H76L75 243ZM87 241V240H86ZM4 242H5V239H4ZM89 242V241H88ZM94 242V241H93ZM104 242V241H103ZM141 242V241H140ZM55 243V242H54ZM113 243V242H112ZM133 243H134V241H133ZM6 244V243H5ZM56 244H57V242H56ZM55 244V245H56ZM60 244V243H59ZM59 244H57V245H59ZM108 244V243H107ZM10 245H11V243H10ZM15 245H17V244H15ZM20 245V244H19ZM24 245V244H23ZM134 245V244H133ZM136 245V244H135ZM169 245V244H168ZM246 245V244H245ZM249 245H251V243H250V241H249ZM14 246V245H13ZM27 246V245H26ZM25 246V247H26ZM81 246V245H80ZM105 246V245H104ZM109 246V245H108ZM110 246H112V245H110ZM145 246V245H144ZM213 246V245H212ZM21 248H22V246H20ZM65 247H66V244H65ZM113 247H114V245H113ZM246 249L244 250L243 248H242V246L241 247H239L238 248V250H237V253H238V255H242V259L244 260V261H246V262H252L256 257H255V252L253 253L252 252V249L248 246V244L246 245ZM252 247V246H251ZM5 248V247H4ZM48 248V247H47ZM111 248V247H110ZM109 248V249H110ZM7 249H8V247H7ZM19 249V248H18ZM25 249V248H24ZM63 249V248H62ZM72 249H73V247H72ZM150 249V248H149ZM233 249V248H232ZM261 249V248H260ZM5 250V249H4ZM13 250V249H12ZM98 250V249H97ZM101 250H102V248H101ZM142 250V249H141ZM167 250H169L168 248H167ZM223 250V249H222ZM60 251V250H59ZM103 251V250H102ZM111 251V250H110ZM137 251V250H136ZM152 251V250H151ZM259 251V250H258ZM261 251H263V250H261ZM17 252V251H16ZM49 252V251H48ZM93 252V251H92ZM6 253V252H5ZM18 253V252H17ZM72 253V252H71ZM78 253V252H77ZM80 253V252H79ZM110 253V252H109ZM139 253H141V252H139ZM167 253V252H166ZM8 254V253H7ZM15 254V253H14ZM27 254V253H26ZM30 254V253H29ZM51 254V253H50ZM55 254V253H54ZM112 254V253H111ZM110 254V255H111ZM115 254V253H114ZM145 254V253H144ZM2 255V254H1ZM24 255H25V252H24ZM62 255V254H61ZM237 255V256H238ZM10 256V255H9ZM14 256V255H13ZM17 257H18V255H16ZM114 255H112V257H113ZM120 256V255H119ZM140 256H145V255H140ZM204 256V255H203ZM209 256V255H208ZM263 256V255H262ZM1 257H3V256H1ZM0 257V258H1ZM20 257V256H19ZM27 257V256H26ZM52 257H53V255H52ZM61 257V256H60ZM104 257H105V254H104ZM4 258V257H3ZM21 258V257H20ZM32 258V257H31ZM64 258V257H63ZM146 258V257H145ZM149 258V257H148ZM151 258V257H150ZM168 258V257H167ZM209 258V257H208ZM139 259H140V257H139ZM203 259V258H202ZM18 260V259H17ZM16 260V261H17ZM58 260V259H57ZM66 260V259H65ZM2 261V260H1ZM4 261H5V258H4ZM25 261V260H24ZM61 261H63L62 259H61ZM103 261V260H102ZM113 261H114V258H113ZM122 261V260H121ZM147 261V260H146ZM8 262H9V260H8ZM12 262V261H11ZM32 262V261H31ZM56 262V261H55ZM79 262V261H78ZM78 262H76V263H78ZM19 263V262H18ZM65 263V262H64ZM113 263V262H112ZM132 263V262H131ZM147 263V262H146ZM256 263V262H255ZM25 264V263H24ZM82 264H85V263H82ZM205 264H207V263H205Z\"/></svg>",
	"mask_w": 264,
	"mask_h": 264
}]
</instances>
